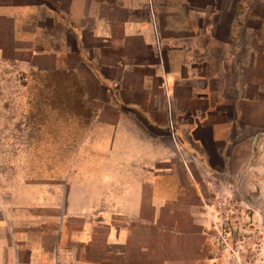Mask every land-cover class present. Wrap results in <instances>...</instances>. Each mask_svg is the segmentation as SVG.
<instances>
[{
    "label": "crops",
    "instance_id": "obj_1",
    "mask_svg": "<svg viewBox=\"0 0 264 264\" xmlns=\"http://www.w3.org/2000/svg\"><path fill=\"white\" fill-rule=\"evenodd\" d=\"M214 6V0H39L14 7L25 51L54 57L56 72L85 70L104 90V106L22 111L51 118L38 123L45 132L40 165L53 169L36 198L40 213H55V225L16 223L13 209L0 204V264H95L68 244L89 246L102 229L108 247H124L127 225L157 226L166 207L174 221L182 214L203 235L204 188L226 175L237 139L248 153L228 179L245 174L263 190L264 156L254 152L264 148V132L245 136L244 106L253 98L235 58L236 17L224 21ZM218 25L227 26L225 38ZM228 106L234 115L226 119L220 109ZM209 143L219 144L221 169L211 164ZM68 216L82 225L63 224ZM176 227L169 233L183 236Z\"/></svg>",
    "mask_w": 264,
    "mask_h": 264
},
{
    "label": "rangeland",
    "instance_id": "obj_2",
    "mask_svg": "<svg viewBox=\"0 0 264 264\" xmlns=\"http://www.w3.org/2000/svg\"><path fill=\"white\" fill-rule=\"evenodd\" d=\"M38 1L0 0V204L13 209L16 223L55 225V213H40L36 198L38 184L45 181L42 177L53 169L47 167V172L40 165L39 141L44 131L38 123L51 118L44 114L23 117L22 111L102 109L104 90L87 77L84 69L75 76L74 72H56L54 57H37L25 51L28 46L16 38L14 17L20 13L14 15L24 4ZM214 2L218 17L224 21L236 17L235 58L243 65L247 95L253 98V103L244 106L245 136L264 132V0ZM217 29L220 37L225 38L227 26L218 25ZM82 97L91 101L83 104L79 101ZM220 111L226 114V119L234 115L231 106ZM208 147L211 164L221 169L216 156L219 144L209 143ZM231 147L232 166L227 176L204 188L207 224L203 235H199L202 231L198 226L184 222L182 214L174 221L176 215L169 214L172 209L166 207L157 226L127 225L131 235L124 247H108L107 231L96 229L92 244L77 250L69 243L68 248L95 264H264V187L262 190L259 183L250 185L245 174L238 181L228 179L231 173L233 176L240 173V163L248 153L244 140H235ZM257 152L258 157L264 156V148L254 153ZM192 202L197 203L194 197ZM22 206L26 209L19 210ZM40 216L47 217L46 221L40 220ZM151 216L149 212L143 214L146 221H151ZM69 218L63 224L70 225ZM80 221L71 225H82ZM175 227L184 235L173 237L169 230Z\"/></svg>",
    "mask_w": 264,
    "mask_h": 264
},
{
    "label": "built area",
    "instance_id": "obj_3",
    "mask_svg": "<svg viewBox=\"0 0 264 264\" xmlns=\"http://www.w3.org/2000/svg\"><path fill=\"white\" fill-rule=\"evenodd\" d=\"M219 205L221 206L222 205V202H220Z\"/></svg>",
    "mask_w": 264,
    "mask_h": 264
}]
</instances>
